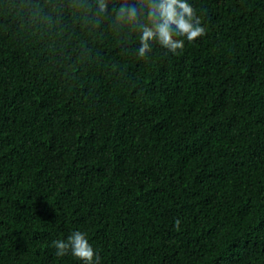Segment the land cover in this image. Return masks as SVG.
I'll return each instance as SVG.
<instances>
[{"label": "trees", "instance_id": "trees-1", "mask_svg": "<svg viewBox=\"0 0 264 264\" xmlns=\"http://www.w3.org/2000/svg\"><path fill=\"white\" fill-rule=\"evenodd\" d=\"M97 0H0V264H264V0H190L135 54Z\"/></svg>", "mask_w": 264, "mask_h": 264}, {"label": "clouds", "instance_id": "clouds-1", "mask_svg": "<svg viewBox=\"0 0 264 264\" xmlns=\"http://www.w3.org/2000/svg\"><path fill=\"white\" fill-rule=\"evenodd\" d=\"M107 0H97V14H105ZM113 24L134 34L138 40L135 54L144 57L154 45L175 54L185 41L202 36L205 28L190 0H122L113 7ZM55 256L70 254L82 264H100L101 257L94 250L84 231L73 230L66 238L52 241Z\"/></svg>", "mask_w": 264, "mask_h": 264}]
</instances>
